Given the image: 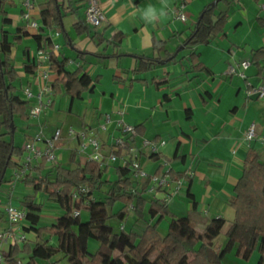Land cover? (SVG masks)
<instances>
[{
	"label": "crops",
	"instance_id": "obj_1",
	"mask_svg": "<svg viewBox=\"0 0 264 264\" xmlns=\"http://www.w3.org/2000/svg\"><path fill=\"white\" fill-rule=\"evenodd\" d=\"M66 1L64 0L65 4ZM69 1L73 6L80 7L75 13H66L62 18V26L68 35L67 41L57 27L48 30V35L54 45H57L55 54L59 58H68L66 67L68 70L73 71L80 67L90 77L98 78L93 82V89L84 93L94 95L98 91L100 96L99 106L94 108L90 121H84L85 113L82 116L75 114L77 118L67 122L69 116H66L67 124L64 122L65 124H59L58 127L64 133L68 127L74 128V126L94 129L104 151H107L111 139L118 136L119 131L109 128L101 134L100 130L93 127L104 114H108L109 109H105V105L111 106L110 109L117 105L115 112L111 114L129 122L124 115L131 105L130 109L135 115L131 125L139 127L140 134L137 132V135L145 137L149 130L146 122L149 120L158 127V131L148 139L164 142L155 153L156 159H151V154L147 152L140 154L138 159L140 164L148 165L147 159L156 162L154 173L160 167L159 175L166 174L168 170L184 172L185 177L181 180L184 183L187 208L186 213L183 214L189 218L190 224L197 231H202L211 219L221 217L226 221L223 226L225 233L234 217V211L228 205V201L233 197V187L241 175L247 150L255 149L264 162V100L248 99L244 94L245 80L226 73L229 63L249 59L251 50L264 46V27H259L256 23V19L264 14V1L258 3L253 0L232 1L227 23L231 18L233 20L230 25L226 24L224 35L217 36L214 39L217 42L211 40L207 45L192 49L199 53V60L209 69L210 73L207 74L190 71L187 55L191 50L184 49L182 42L193 29L202 7L214 0H98L107 18V24L100 29H91L85 23L87 31L81 34H77L73 26L79 19L84 20L86 2ZM181 2L185 3L187 15L184 22L176 19L173 14V10ZM146 5H151L158 11L168 10V14L161 15L158 22L146 21L143 15ZM17 6L19 7V0H12L11 4L6 5V11L12 20L10 29L14 30L17 26L26 25V31L30 34L28 37H23L21 43L16 45L17 51L14 54V60L19 59L18 68H20L15 67L19 76L17 92L22 96L20 91L26 86H30L31 90L36 92L34 78L25 74L22 68L23 48L29 50L30 62L38 64L37 69L45 62L38 55L36 45L31 38V35L36 33V28L30 27L29 21L26 22L22 18V6L19 9ZM220 7L225 6L222 4ZM42 8L43 1L34 0L33 9L30 11L31 20L39 23ZM11 10H14V15H10ZM118 33L123 36L120 43L117 46L109 43V39ZM57 39L61 42L60 45L57 44ZM100 40L101 42L98 43ZM154 40L161 42L162 45L154 48ZM176 50H180L177 61L161 63L144 73L133 72L139 57L164 60L168 53L171 54ZM245 76L253 85L264 83V76L258 75L252 65L245 71ZM52 77L51 86L57 75L54 74ZM152 80L161 82L159 88H155ZM103 81H107L110 85L103 86ZM84 93L81 99L73 101L69 99L66 109L68 115L73 114L72 110L78 103L77 100L87 98ZM226 93L234 99L232 98V103H229L225 109L223 98ZM132 95L140 97L136 104L130 101ZM78 116L82 119H78ZM70 121L75 124L70 125L72 124ZM38 122L42 128L45 127L44 122ZM112 122L115 124V119ZM251 123L256 126V137L247 141L245 133ZM29 125L28 128H31L33 124L30 122ZM42 133L44 134V130ZM23 136L24 140L32 137L28 132ZM50 137L44 134V140ZM136 138L137 136L134 144ZM165 140L169 141L168 149ZM67 141L63 137L57 149L62 148ZM136 144L140 147L141 141ZM18 146L21 147V144ZM76 147L74 146L71 151L75 152ZM164 148L167 150L166 153L161 151ZM232 150L235 152L232 153ZM61 158L60 155L59 163ZM75 159L80 163L85 162L77 155ZM116 165L118 164L114 163L108 166V169ZM164 166L168 168L166 171H163ZM183 185L176 196L167 200L168 208L169 204H177L176 201H180L179 193ZM187 193L191 195V200L187 197ZM152 197L163 200L165 192H158ZM192 201L195 202V207ZM171 211L175 215L178 214L177 210ZM131 213L130 216L133 215ZM132 219L130 230L140 234L145 228V221L136 220L134 215ZM149 221L153 223L155 219ZM121 227L126 231L125 227ZM253 257L254 254L246 262L251 264Z\"/></svg>",
	"mask_w": 264,
	"mask_h": 264
},
{
	"label": "trees",
	"instance_id": "obj_2",
	"mask_svg": "<svg viewBox=\"0 0 264 264\" xmlns=\"http://www.w3.org/2000/svg\"><path fill=\"white\" fill-rule=\"evenodd\" d=\"M41 1L43 8L40 10L39 23L31 38L37 53L47 54L46 63L57 75L52 85L54 95L65 94L70 101L81 99L84 92L93 89V82L98 78L90 77L80 67L68 70V58H59L55 54L54 43L48 35V30L57 27L67 41L68 35L62 26V18L66 13H75L80 6H73L69 0L66 4L64 0ZM232 1L234 0H214L204 5L193 29L183 40V48L191 50L187 58L192 73H210L199 60V53L192 49L207 45L215 37L224 35ZM253 1L258 3L262 0ZM11 2L12 0H0V198L7 197L8 193L3 192L2 187L13 181V172L23 155L22 148L14 143V133L17 130L14 119L26 121L29 117V102L17 92L19 76L14 63V49L23 37L30 34L26 31V25L17 26L14 30L8 29L12 20L8 16L6 5ZM76 2L83 3L86 0ZM222 4L224 8L220 7ZM256 23L259 27H264V14L256 19ZM73 29L77 34L86 32L85 20L79 19ZM122 37L121 33L115 34L109 39V43L117 46ZM100 42L101 40L98 41ZM160 45L161 42L153 41L154 48ZM179 52L180 50H176L168 53L164 60L139 57L133 72L144 73L161 63L177 61ZM22 53L23 71L33 77L38 64L30 62L27 48H23ZM249 61L257 74L262 75L264 46L251 50ZM152 82L155 88L161 85V82ZM135 129L140 134L139 127ZM75 155V152H71L70 162L73 165L67 167L59 162L48 165L40 161L37 165L30 166L18 181L33 190V195L22 197L19 207L25 211L22 231L33 233L35 237L30 244L26 239L23 241V251L27 255L24 264H41L40 261H49L58 253L63 254L67 264H222L225 255L234 247L235 255L243 261H248L257 252L256 264H264V162L255 149H248L243 159L241 175L233 187V197L228 201L234 217L225 232L226 241L220 246L215 240L226 222L223 218H213L202 231H197L187 216H176L163 200L145 198L144 188L137 187L128 166H114L115 177L107 180L105 174L108 166L99 167L90 160L80 163L76 161ZM150 158L156 159L155 154H151ZM159 170L160 167L155 174ZM166 173L174 180L185 177L184 172L168 170ZM80 186H86L89 190L82 197L87 200L85 204L82 199H72L73 190ZM103 187L105 188L102 189ZM100 190H103L104 196L96 199L95 195ZM38 193H45L47 199L55 202L62 210V214L48 226L40 225L43 205L35 201L34 196ZM187 197L191 200L189 193ZM192 203L195 207V202ZM116 204L119 206L113 211ZM83 208L88 210L87 220L81 219ZM75 210L80 211V214L74 216ZM130 212L136 220L145 221L143 231L138 234L132 230L125 231L120 226L115 231L109 219L122 222ZM145 216L148 218L145 219ZM2 217L3 213L0 219ZM165 218L168 219V227L166 233L161 234L158 226ZM152 219L155 221L150 223L149 220ZM53 237L56 238V245L49 242ZM90 239L98 243L94 253L88 251ZM18 252L17 245L9 248L7 262L15 264Z\"/></svg>",
	"mask_w": 264,
	"mask_h": 264
},
{
	"label": "built area",
	"instance_id": "obj_3",
	"mask_svg": "<svg viewBox=\"0 0 264 264\" xmlns=\"http://www.w3.org/2000/svg\"><path fill=\"white\" fill-rule=\"evenodd\" d=\"M22 18L29 21V25L32 28L37 27V23L31 20L30 11L33 9L34 0H22ZM174 17L182 22L186 21L187 15L185 13V3L181 2L177 8L173 10ZM84 20L88 27L91 29H100L107 24V18L99 6L98 0H86L84 9ZM57 49V45H54V50ZM38 55L43 58L45 62L43 66L37 69L34 74V85L36 86V92L31 90L30 86L23 88V97L29 102L28 116L32 118H38L42 112V109L50 106L53 103V89L51 86L53 75L55 74L49 69L47 60V54L38 52ZM251 66L249 59H244L229 63L226 67V73L228 75L239 76L245 80V95L248 99L264 100V83L260 82L257 85L250 83L245 76V71ZM264 76V69L262 71ZM32 102V105L30 103ZM39 123V122H38ZM110 124V118L106 115L105 123L101 124L97 129L106 131ZM41 126V124H39ZM118 130L120 134L113 138L112 143L109 146V150L104 151V147L100 143L97 134L94 129L88 127L73 128L68 127L63 133L61 128H57L50 139H45L42 131L29 139L25 140L24 145H21L23 150L22 159L19 160L17 169L13 172V181L8 184L13 185L23 178L24 174L28 172L30 166L37 165L38 162L44 161L48 165H55L58 163V157L55 155L58 143L62 138H68L76 142V155L80 156L85 162L94 161L99 167L110 166L119 161V165L128 166L132 172V176L138 184L144 185V191L148 192L151 196L156 193L164 191V202L173 196H176L181 185L182 180H174L170 175L163 174H147L141 168V164L138 161L140 154L147 152L148 154L157 153L158 147L163 145V141H155L149 139H142L140 147L134 144L137 131L135 126L128 124L123 119L117 122ZM256 137V126L251 123L245 133V139L251 141ZM38 143V145H37ZM42 144V145H40ZM119 153H116V152ZM235 150H232L234 153ZM129 161V163H128ZM35 162V164H34ZM88 187L80 186L72 192V199L74 201H80L88 193ZM11 194L8 193L5 201V208L3 217L10 224L9 229H4L0 232V264H10L7 262L8 249L17 245L18 241H24L25 233L22 231L21 223L25 218V211L19 207H14L10 204ZM87 200L82 199V203L85 204ZM132 205L129 206V209ZM80 214V211L75 210L74 216ZM19 231V236H15L14 229ZM122 228V227H121ZM4 246L7 249H4ZM15 264H22L21 261L16 260Z\"/></svg>",
	"mask_w": 264,
	"mask_h": 264
},
{
	"label": "rangeland",
	"instance_id": "obj_4",
	"mask_svg": "<svg viewBox=\"0 0 264 264\" xmlns=\"http://www.w3.org/2000/svg\"><path fill=\"white\" fill-rule=\"evenodd\" d=\"M21 1L22 0H19V7L17 6L18 7L17 9L20 8V6L22 4ZM15 12H17V11H15ZM9 13H10V15H14L13 14L14 10H11ZM17 14H18V12H17ZM232 20H233V18H231L229 20V22L227 23V26L230 25V22H232ZM11 27L8 26V29H10ZM215 38H217V37H215ZM214 39H212V40L214 41ZM56 41L58 42L57 44H59V45L61 44L59 39H57ZM214 42H217V41L215 40ZM223 43H225V42H223ZM16 51H17V49H14V54H15ZM18 61H19V59L15 58L14 63H15V67L17 69H20V68H18L19 67ZM102 85L103 86H109L110 84H108L107 81H103ZM20 94H22V96H23V89L20 91ZM244 94H245V92H244ZM84 95H86L87 98H83L80 101H78V100L76 101L78 103H76L74 105L73 110H72L73 111L72 115H68L67 114V110H66L67 107H68V103H69V97L67 95H65V94H59V95H56V96L54 95L53 96L54 104L52 103L50 106L43 108L42 112H41V114H40V116L38 118L28 117V120H26V121H21L18 118H15L14 122H15V124L17 126V130L14 133V143L16 145L21 144L23 146L24 142H25L23 135H24L25 132H28L32 136H34L35 134H38L40 132V130L43 129L44 130V134H46L48 137L52 136L53 132L57 128H59L58 127L59 124H65L66 121L69 122V120L72 121L74 118H77L76 115H81L82 116V114L85 113L84 121L85 122L87 120L90 121L92 112L94 111V108H98V106H99V96L100 95H99L98 91L96 93H94V95H89V93H84ZM88 95L91 98L88 97ZM241 95H242V93H241ZM139 98L140 97H138V96L132 95V98L130 99V101H131V103L133 102V104H136L138 102ZM232 98L233 97H231L229 95V93H228V95L226 93V96H224V98H223V108L226 109V106L229 103H232ZM30 105H32V102L30 103ZM116 106H114L113 109H110L111 106H106L105 105L104 108L105 109H109V110H107L108 114H104L102 119L93 128H98L101 124H104L106 115H108V116L111 115V117H109L110 118V124H109V126H108L106 131H108L109 128L117 129V130H114V131H119L118 130V126H117V122L119 120H121V118L119 117V119H118L114 115L111 114V112H113V111L115 112ZM130 106H129V108H127V112H126V114L124 116L129 121L127 123L131 125V124H133L132 118L135 115L132 113V110L130 109ZM66 116H69V117H67V120L65 121V117ZM81 116H78V119L81 120L82 119ZM114 119H115V122H114L115 124H113V122H112ZM38 121L44 122L43 126H45V127L42 128V125L39 126ZM30 122L33 125H31L32 126L31 128H28V126L30 127V125H29ZM71 123L72 124H70V125H74L75 124L74 122H71ZM146 125H147V128H149V130H147V132L145 134V137H147V138L137 135L136 143H138L139 140L141 141L142 139L151 138L153 135H155V133H157L158 127L153 125V122L147 120ZM64 126H66V125H64ZM76 127L77 126H74V128H76ZM47 128H48V130H47ZM76 129H78V128H76ZM62 132L64 133V131H62ZM104 132L105 131L100 130L101 134L104 133ZM44 134H43L42 137H44ZM119 134H120V132H119ZM27 135H29V134H27ZM50 138H48V139H50ZM66 139L68 141L65 142L64 146L62 148L61 147L58 148L54 153H55V155L57 157H59L60 155L62 156L60 161H61L62 165L67 167V166L73 165L70 162V154L72 152L71 149H73V147L77 146V145L71 139H68V138H66ZM112 140L113 139H111V143H112ZM166 143H167V147L166 148L168 149L169 146H170L169 141L167 140ZM37 145H38V143H37ZM136 145H138V144H136ZM164 149H161V151L163 153L165 151H167L166 149L165 150ZM77 158H79V157H77ZM76 161H78V159ZM115 163L119 164L120 162L117 161ZM147 163H148V165H145V164L141 165V168L143 169L144 172H146L147 174L151 175V174L154 173V169L156 168L157 164H156V162L150 161L149 159H147ZM34 164H35V162H34ZM167 169H168L167 167H165V166L163 167V171H166ZM148 171H150V172H148ZM106 177H107L106 178L107 180H109L110 178L114 179L115 176H114V168L113 167L108 169ZM183 184L184 183L182 182V185ZM138 187L139 188H143L144 185L140 183V184H138ZM104 188L105 187H103L102 189H104ZM2 189H3V192H7V193L11 194L9 202L14 207H20V205H21L20 204V200L22 199L23 196L33 195V190L31 188H29V187H25L21 181L20 182H16L13 185L12 188L10 186H8V184H7L4 187H2ZM179 194H180V197H179L180 201L177 200L176 201L177 204H169V208L171 210L172 209L177 210L178 211L177 212L178 214H176L177 216H185L184 214L186 213L187 202L185 200L184 185L182 186L181 193H179ZM143 195H144L145 198H148V199L152 197L148 192H144ZM103 196H104V192H103V190H100L98 193H96L95 198L96 199H101V197H103ZM34 197H35V201L36 202H39V203H41L43 205L42 206V211H41V214H40V216H41L40 225L48 226L54 221V219L56 217H58L59 215L62 214V210L60 209V207L55 202H53L51 200H48L47 199V195L45 193H38ZM0 200H1L0 213L2 214V213H4L6 197L1 196ZM118 206H119V204H116L113 207V211H115L118 208ZM131 214H133V213H131ZM131 217L133 218V215L132 216L129 215V217H126V219L124 221H122V222H119L117 219L111 218V219H109V223L111 225H113L115 231L119 230V226L125 227V229L127 231V230H130L131 224L133 222V219ZM224 217L227 218L228 216L224 215ZM87 218H88V210L86 208H83L82 211H81V219L82 220H87ZM166 221L168 223L167 218H165L164 220L160 221L161 224L159 223L158 231L161 234H165L166 231H167L168 224L166 223ZM9 228H10V224L5 220V218L1 219L0 220V232L2 230H4V229H9ZM224 229L225 228H223V231H221L220 235L215 240V243L218 246L223 245L225 243V241H226V237H225V233H224L225 230ZM13 233H14V235L16 237L19 236V231H16L14 229ZM25 238H26V240H28L26 242L30 244L31 240H33L35 237H34L33 233H25ZM49 242L52 245H56L57 244L56 238H54V237L51 238L49 240ZM23 245H24V242L18 241L17 246L19 248V252L16 254L15 258H16V260H19V261H21L24 264L27 261V255L23 251ZM97 247H98V243L95 240L90 239L88 241V251L90 253H94L95 250L97 249ZM4 249L6 250L7 247L4 246ZM234 252H235V247L229 253H227L225 255V257H224V259L222 261V264H250V263H248L246 261H243L242 259L238 258L235 255ZM253 254L255 255V257L252 258L251 264H256L257 259H258V253L254 252ZM40 263L41 264H51V263H54V264H67V261H66V258L63 256L62 253H58V254L54 255L49 261H40Z\"/></svg>",
	"mask_w": 264,
	"mask_h": 264
},
{
	"label": "clouds",
	"instance_id": "obj_5",
	"mask_svg": "<svg viewBox=\"0 0 264 264\" xmlns=\"http://www.w3.org/2000/svg\"><path fill=\"white\" fill-rule=\"evenodd\" d=\"M163 14H168V10L158 11L151 5H146L145 8L143 9V15L146 21L158 22L160 16Z\"/></svg>",
	"mask_w": 264,
	"mask_h": 264
}]
</instances>
